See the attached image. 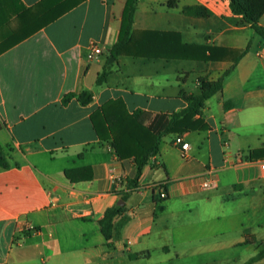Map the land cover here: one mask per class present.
<instances>
[{
	"label": "crops",
	"instance_id": "1",
	"mask_svg": "<svg viewBox=\"0 0 264 264\" xmlns=\"http://www.w3.org/2000/svg\"><path fill=\"white\" fill-rule=\"evenodd\" d=\"M44 1L23 0L30 9ZM75 1L3 51L0 29V264H244L264 243V40L228 0H140L138 43L147 32H168L183 44L226 48V57L122 55L97 85L127 0L55 5ZM193 7L210 15L186 11ZM91 42L103 48L96 60ZM228 70L204 109L209 128L183 135L186 152L175 135L165 137L139 179L134 159L119 158L92 122L118 100L131 114L179 112L182 91L198 94L200 79ZM84 91L93 94L87 106L78 98ZM206 180L213 188L202 187ZM109 209L121 213L107 240L100 221Z\"/></svg>",
	"mask_w": 264,
	"mask_h": 264
},
{
	"label": "trees",
	"instance_id": "2",
	"mask_svg": "<svg viewBox=\"0 0 264 264\" xmlns=\"http://www.w3.org/2000/svg\"><path fill=\"white\" fill-rule=\"evenodd\" d=\"M140 0H127L123 12L122 24L118 41L109 51V56L104 62L103 71L99 74L97 85L104 84L111 73L113 64H109L112 55L115 61L122 55H144L149 57H165L168 59L218 61L226 57L229 51L226 48H218L208 45L183 44L179 34L168 32H147L142 42L138 43L134 37L135 14ZM230 9L234 15L242 16L243 23L251 28L264 40V27L260 22L264 16V0H228ZM57 0H45L35 9L26 7L23 0H1L0 13L3 14L0 29L4 39L1 51L16 45L35 33L38 29L56 20L68 12L77 4L68 2L56 6ZM175 1L171 0L169 6L173 7ZM53 6V7H51ZM192 14L208 17L210 12L202 7H193L186 10ZM16 19L15 27L9 28L7 19ZM171 36L173 41L168 42ZM175 43V44H174ZM143 50V51H142ZM242 53L234 61L232 69L237 65ZM231 70L225 72L217 80L200 79V92L187 94L182 91V96L187 102L186 108L179 112L159 113L150 115L147 112L137 111L129 113L122 100L110 101L102 109L92 116V122L100 136L103 137L101 126H104L107 139L121 159L133 158L138 166L139 179L149 159L160 151L162 140L170 135L175 138L185 133L207 130L208 124L203 118L206 103L212 97L220 94L223 90L226 77ZM76 96L70 94L68 97ZM82 105L87 106L93 101V94L84 91L78 95ZM2 148L0 147V153ZM121 213L120 209L107 210L104 218L100 221L103 235L107 240L113 236L114 219ZM258 253L244 264H255L264 259V245Z\"/></svg>",
	"mask_w": 264,
	"mask_h": 264
},
{
	"label": "built area",
	"instance_id": "3",
	"mask_svg": "<svg viewBox=\"0 0 264 264\" xmlns=\"http://www.w3.org/2000/svg\"><path fill=\"white\" fill-rule=\"evenodd\" d=\"M103 54V48L97 43V42H91L90 46H89V54H88V58L89 60H96L98 59L100 56H102ZM174 144L176 146H181V149L186 152L189 150V143L184 141L183 135L182 136H178L175 138L174 140ZM184 157L185 154H184ZM262 168L264 169V162L262 163ZM213 182L211 180H206L203 183V188L204 189H211L213 188ZM159 197L161 199H165L167 197V193L166 191H164L162 188L159 190Z\"/></svg>",
	"mask_w": 264,
	"mask_h": 264
},
{
	"label": "water",
	"instance_id": "4",
	"mask_svg": "<svg viewBox=\"0 0 264 264\" xmlns=\"http://www.w3.org/2000/svg\"><path fill=\"white\" fill-rule=\"evenodd\" d=\"M115 58L111 55L109 58V64H112L114 62Z\"/></svg>",
	"mask_w": 264,
	"mask_h": 264
},
{
	"label": "rangeland",
	"instance_id": "5",
	"mask_svg": "<svg viewBox=\"0 0 264 264\" xmlns=\"http://www.w3.org/2000/svg\"><path fill=\"white\" fill-rule=\"evenodd\" d=\"M262 245H264V243H262V244L259 245V249H261L263 247Z\"/></svg>",
	"mask_w": 264,
	"mask_h": 264
}]
</instances>
